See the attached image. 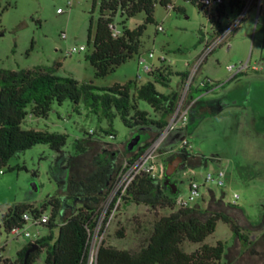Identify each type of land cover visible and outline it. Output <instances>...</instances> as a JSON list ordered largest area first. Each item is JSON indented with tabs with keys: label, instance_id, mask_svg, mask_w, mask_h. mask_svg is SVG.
<instances>
[{
	"label": "rangeland",
	"instance_id": "rangeland-1",
	"mask_svg": "<svg viewBox=\"0 0 264 264\" xmlns=\"http://www.w3.org/2000/svg\"><path fill=\"white\" fill-rule=\"evenodd\" d=\"M92 1L73 0L68 8L65 0H0L1 7L7 6L0 11V68H40L56 77L91 83L96 88L92 89L94 93H100L99 88L135 80L137 72L140 74L138 82H144L146 73L142 72V66L157 65L161 53L165 54V64L173 70L188 72L201 48L198 31L207 24L195 5L186 0H176L174 4L183 9L182 13L156 5L153 22L145 26L141 36L139 54L104 78H95L92 66L85 59L92 50L91 40L87 39L89 19L93 34L98 18V5H93ZM58 8L63 12L57 13ZM143 19V13H138L126 21V27L133 29L142 24ZM158 26L162 30H157ZM80 46L84 49L66 54L72 47ZM176 49H181L182 53ZM246 61L255 65L256 70L248 69L229 82L226 67ZM203 79L211 82L212 90L197 94L193 101L188 99L192 114L189 127L193 128L185 132L184 139L188 142L185 151L190 159L187 158L170 177L177 190L174 195L187 198V185L193 180L202 193L193 206L196 217L204 220L209 213L216 211L228 214V209L234 207L252 219L264 211V0L257 19L255 11H251L225 43L206 58L194 74L192 86L197 87ZM155 88L164 94L176 90L179 96L183 82L172 76L167 87L155 84ZM137 106L154 117L146 103L138 101ZM22 128L66 134V144L59 152L46 145H36L9 160L8 166L18 167V170L0 168L4 171L0 175V214L15 205L36 206L52 196L66 197L69 190L67 178L83 179L92 171L95 155L113 156L117 168L144 144L119 117H114L109 126L103 117L90 113L81 101L75 111L69 102L53 105L45 119H27ZM100 129L110 130L114 138L99 133ZM90 130L95 135L87 137L83 134ZM136 136L139 137L138 142L131 145ZM153 137L151 134L147 141ZM78 138L84 139L87 149L74 155L72 143ZM167 146H162L160 152ZM169 157L161 154L157 161L163 178ZM207 175L211 180L205 182ZM233 194L237 198H233ZM105 203L106 194L92 206L101 210ZM169 213L168 209L152 211L144 205L121 202L108 223L104 224L101 242L117 249L137 251L145 245L154 221ZM230 216L234 218L232 213ZM27 230L31 236L48 233L45 227L28 226ZM117 232H121L122 237H118ZM53 233L56 234L57 230L54 229ZM5 237L9 242L4 256L14 259L16 252L28 240H11V236H3L2 240ZM216 241L226 243L222 264H264V242L261 238H255L251 245L242 247L227 225L219 221L214 233L205 240L208 244ZM183 248L191 252L196 245L184 244ZM43 258L42 252L33 264H41Z\"/></svg>",
	"mask_w": 264,
	"mask_h": 264
},
{
	"label": "trees",
	"instance_id": "trees-1",
	"mask_svg": "<svg viewBox=\"0 0 264 264\" xmlns=\"http://www.w3.org/2000/svg\"><path fill=\"white\" fill-rule=\"evenodd\" d=\"M176 0H93L98 5V18L92 34V21L89 19L87 39L91 40L92 50L85 55L86 61L92 66L95 78H104L116 67L139 54L142 47L141 36L147 24L153 22V11L156 5L182 13L180 6H175ZM195 5L196 0H186ZM228 13L238 11L242 2L231 0ZM7 8L1 7L0 11ZM201 11V10H200ZM138 13H143V23L133 29L126 27V21ZM110 25L118 30L113 36ZM201 30L198 31V43ZM176 52L182 53L181 49ZM146 73V80L137 79L124 84H114L107 88L96 89L91 83H81L67 77H56L49 71L40 68L31 70H5L0 68V168L8 171L18 167L8 166L9 160L20 152L36 145H46L50 150L59 152L66 144L67 135L49 133L34 129L22 128L27 119H45L53 105L69 102L73 111L78 109L81 101L84 107L99 117H103L110 126L114 117H119L123 125L134 131L144 144L138 146L134 154L126 160H133L148 145L151 134H156L173 113L178 99L176 90L167 94L157 91L155 84L167 87L170 77L177 76L182 83L188 75L187 71L176 72L163 61ZM238 74L230 81L235 80ZM212 90V85L204 84L202 88L190 85L188 99H194L197 94ZM146 103L153 111V116L138 109L137 102ZM192 114L189 112L187 125L182 130L168 137L163 146L179 136L184 138L189 127ZM99 133L114 138L110 130H99ZM87 137L95 135L90 130L83 133ZM187 146H185V149ZM84 139H75L72 143V154L86 151ZM184 156L189 155L184 150ZM72 157V155L70 156ZM70 158H68L69 161ZM114 157L97 154L93 157V169L83 179L67 178L68 195L52 196L34 206L21 204L7 208L0 214V222L5 230L22 225L21 216L25 211L51 209L46 225L48 233L33 242H27L16 252L15 264H33L40 253H44L41 264H87L88 260V230L92 231L100 209L96 206L106 194L107 187L116 165ZM67 161V162H68ZM165 178V173H164ZM162 181L139 174L128 186L121 197L122 204L135 203L144 205L152 211L168 209L170 213L158 217L152 226L151 233L145 245L137 251L117 249L101 242L97 248L95 260L91 264H222L226 243L216 241L213 244L205 242L211 236L217 222H222L229 228L232 236L242 247L252 243L248 233L242 229L236 220L227 213L216 211L201 220L196 217L194 207L178 208L175 205L176 196ZM177 191V190H176ZM78 203V206L75 204ZM70 212V213H68ZM57 233L54 234L53 230ZM122 237L121 232H117ZM184 244L196 245L191 252H186ZM36 248L26 255L30 247Z\"/></svg>",
	"mask_w": 264,
	"mask_h": 264
},
{
	"label": "built area",
	"instance_id": "built-area-1",
	"mask_svg": "<svg viewBox=\"0 0 264 264\" xmlns=\"http://www.w3.org/2000/svg\"><path fill=\"white\" fill-rule=\"evenodd\" d=\"M72 1L73 0H65V6L69 8ZM230 1L231 0H196V4L199 6L207 24V26L201 29L199 40L201 48L195 55L191 67L188 69L187 78L183 81L181 95L178 96L175 109L166 124L158 130L140 154H138L133 160L125 159L124 163L117 167L112 174L106 191V203L104 204V207L101 208L99 215L96 217L93 230H88L87 262L89 264L93 263L95 260L97 248L101 243L100 233L103 231V227L108 223L113 212L120 206L122 202L121 197L125 194L132 181L139 174H146L151 178L162 181L163 173L159 169L157 162L159 156L161 154L170 156L178 154L181 152L182 148H185V146L188 145L187 140L183 138L175 144L168 145L166 150L162 153L160 152L164 141L174 132L185 128L187 124L190 111V103L188 102L189 88L190 85H192L191 82L193 81L194 74L198 68L216 47L225 43L229 35H231L240 26L241 22L245 18L249 17L251 11H255L257 19L261 9V2L263 0H240L242 2L241 8L238 11H234L229 14L227 5ZM168 7L171 8L170 6ZM56 12L62 13L63 9L58 8ZM109 27L112 30L113 36L118 34V30H116L114 26L110 25ZM157 30L160 31L162 28L158 26ZM61 38H64V35H61ZM83 49L84 46H80L78 48L72 47L66 51V54L71 55L72 53ZM149 55L152 56V53H149ZM157 60L165 62V54L161 53ZM153 67L154 66L152 65L144 64L141 70L144 73H148L153 69ZM248 69L256 70V66L250 65L248 61L243 64H239L238 66H227L226 70L229 72L228 80L234 78L238 74L246 72ZM139 78L140 74L137 72L136 79ZM204 84L211 85V82L208 79H203L197 87L202 88ZM193 100L194 99H192V101ZM3 173L4 171L0 169V175ZM209 180H211V176L207 175L205 182ZM201 197L202 193L200 192V186L195 181L190 180L187 185V198L176 197L175 205L176 207L182 209L191 208L195 205L194 203L196 201L200 200ZM233 198H237V195L233 194ZM50 213L51 209L38 210L37 212L25 211L21 216L22 225L19 227H12L9 230H5L0 222V264H15L13 261H7L9 258L4 256L5 247L9 241L7 240V237L2 240L3 236H11V240L24 239L28 240L25 242H33L35 239L40 237V235L37 233L36 236H31L27 227H43L48 223ZM102 214L104 215L102 216Z\"/></svg>",
	"mask_w": 264,
	"mask_h": 264
},
{
	"label": "crops",
	"instance_id": "crops-1",
	"mask_svg": "<svg viewBox=\"0 0 264 264\" xmlns=\"http://www.w3.org/2000/svg\"><path fill=\"white\" fill-rule=\"evenodd\" d=\"M227 48H229V46ZM152 66L155 65L152 64ZM188 159H190V156ZM228 210V214L230 215L232 213L238 225L248 233L249 241L251 243L255 238H261L264 242V211L258 212L256 216L251 219L250 217L245 216L244 212L239 208L230 207Z\"/></svg>",
	"mask_w": 264,
	"mask_h": 264
},
{
	"label": "water",
	"instance_id": "water-1",
	"mask_svg": "<svg viewBox=\"0 0 264 264\" xmlns=\"http://www.w3.org/2000/svg\"><path fill=\"white\" fill-rule=\"evenodd\" d=\"M139 140V137L136 136L132 142H131V145H135ZM181 139L179 136L177 137H174L173 139H170L166 144L167 145H171V144H175L177 142H179ZM185 148L182 149V151H184ZM180 159H174L173 161L169 162V161H166V168H165V178H164V181H163V184L167 187H169L171 189V194H175L176 193V186H175V183L174 182H170V177L171 175L174 173V171L178 168V165L180 163ZM36 248V245H33L32 247H30L28 249V251L26 252V255L31 252L32 250H34Z\"/></svg>",
	"mask_w": 264,
	"mask_h": 264
},
{
	"label": "flooded vegetation",
	"instance_id": "flooded-vegetation-1",
	"mask_svg": "<svg viewBox=\"0 0 264 264\" xmlns=\"http://www.w3.org/2000/svg\"><path fill=\"white\" fill-rule=\"evenodd\" d=\"M213 104H215V103L213 102ZM182 149H183V148H182ZM182 149H181V152H180V153H178V154H174V155L170 156V157L167 159V161L171 162V161H173L174 159H180L181 161H180L178 167H179L181 164H183V163L187 160V157L184 156ZM169 180H170V182H172L171 179H169Z\"/></svg>",
	"mask_w": 264,
	"mask_h": 264
}]
</instances>
